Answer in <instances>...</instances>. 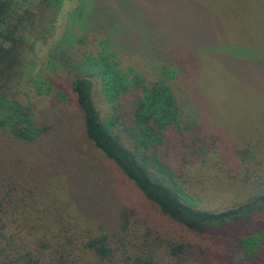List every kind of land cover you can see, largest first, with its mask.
<instances>
[{
  "label": "trees",
  "instance_id": "obj_1",
  "mask_svg": "<svg viewBox=\"0 0 264 264\" xmlns=\"http://www.w3.org/2000/svg\"><path fill=\"white\" fill-rule=\"evenodd\" d=\"M63 1L0 0V264H264V231L226 234L264 212V191L211 204L200 171L213 152L225 165L242 151L200 109L185 114L170 85L181 78L206 108L194 89L200 54L215 58L222 39L238 57L229 67L242 60L264 74L263 11L256 21L203 1L154 0L128 16L131 0L79 1L51 74L14 92L27 37L50 33ZM200 10L220 40L188 23ZM252 178L243 183L264 187Z\"/></svg>",
  "mask_w": 264,
  "mask_h": 264
},
{
  "label": "rangeland",
  "instance_id": "obj_2",
  "mask_svg": "<svg viewBox=\"0 0 264 264\" xmlns=\"http://www.w3.org/2000/svg\"><path fill=\"white\" fill-rule=\"evenodd\" d=\"M79 1L86 8L89 7L90 2L88 0H65L61 5L56 24L50 33L39 35L41 37H36V35L27 37L23 63L20 70H18L17 78L12 84L14 92L27 90L31 81L38 78H47L48 74H51L52 65L49 60L54 53H57L56 47L63 35L64 40L66 38V40L69 39L70 41V34L65 29L71 17L70 13L75 10ZM104 1L112 3L111 0ZM196 1L206 2L210 4L214 11L218 13L223 11L224 15L228 11L230 14L232 8H235L241 18L248 16L256 21H258L257 19L263 11L262 19H264V0ZM122 4L125 14L129 16V10L153 6L156 5V2L154 0H139L136 2L131 0V2H123ZM189 11H193V9ZM191 14L195 19H189L188 23L201 26L200 32L195 29V34L198 32L197 36L205 42L208 41L207 38L220 40L219 36L214 33V27L205 24L206 22H209V24L211 22L210 16L212 14L209 11L208 13L204 10L198 11L200 17L193 13ZM201 23L207 27H204ZM250 29L253 34L263 37L262 26ZM223 43L224 40L222 39V45L215 49L216 57L213 59L204 52L200 54L202 67L197 79V86L194 89L198 91L199 98H201L206 108L201 109L202 105L198 103L197 96L194 94V101L188 91L184 90L181 78L170 82L171 87L177 93L176 95L182 104L185 114L190 117L194 116V119H196V110L200 109L198 112L199 119L208 126L209 130L211 131L214 125L221 127L228 139L242 151L240 159H235V164L231 161L225 165L220 164L222 161L218 152H213L209 159V170L200 171V176L207 181L205 194L209 200L210 198L212 199L213 202L211 204L215 205L219 203L228 204L230 201L242 203L246 199L255 197L264 191V187L261 189L262 186L253 182L243 183L247 175L254 176L256 179H264V74L263 71L259 72L257 66L252 67L242 60H239L233 66L231 64L229 67L226 59L232 58L235 60L238 57L231 55L233 54L232 45H223ZM207 45L211 46V44ZM211 49H214V46ZM237 50L235 49L236 52ZM241 55L244 57L242 52ZM58 81L62 82L61 90L67 94L72 103L73 98L70 93L68 80L60 78ZM254 178L252 179L254 180ZM57 190L58 188L55 186L52 196L57 192V199H64L65 194L63 191L59 192ZM43 201L46 202L47 200ZM261 231H264V212L256 214L240 224L229 225L226 234L237 233L238 236L243 237L260 233ZM218 234L219 231H216L215 235L218 236ZM132 239L135 240L136 238L133 237ZM142 239L143 237L139 238V240ZM148 240L150 241L151 239L148 238ZM154 247H156L155 249L160 255L163 248L155 245Z\"/></svg>",
  "mask_w": 264,
  "mask_h": 264
}]
</instances>
